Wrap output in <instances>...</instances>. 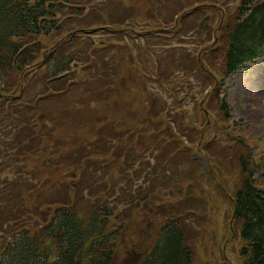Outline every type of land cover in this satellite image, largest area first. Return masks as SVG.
Here are the masks:
<instances>
[{
    "label": "trees",
    "instance_id": "obj_1",
    "mask_svg": "<svg viewBox=\"0 0 264 264\" xmlns=\"http://www.w3.org/2000/svg\"><path fill=\"white\" fill-rule=\"evenodd\" d=\"M255 1L252 6L243 1L239 22L229 30L228 50L223 53L229 74L262 51V43L253 44L264 40V0ZM72 3L81 13L80 3ZM61 10L71 8L60 6L58 0H0V109L10 95L18 96L11 93L12 87L28 78L38 59L42 62L44 57L48 67L40 76L44 83L40 92L34 97L23 95L21 109L9 112L0 125V264H115L126 248L128 254H135L129 257L134 256L137 264H192L180 217L186 207L175 199L183 195L193 201L190 198L197 196L192 182L185 190L178 184L185 181L184 168L192 167L193 146L201 149L208 143V119L204 116V129L198 130L199 113L197 117L172 115L174 110L166 102L146 87L141 90L132 84L123 85L128 90L116 97L110 93L103 98L105 92L93 85L84 88L83 101L64 95L66 108L77 110L73 116L87 111V119L70 133L54 121L50 128L45 120L32 116L36 103L55 101L57 97L48 95L65 90L67 86L58 89L52 84L68 83L64 77L75 62L74 53L58 52L57 47L48 53L40 39L61 29L56 19ZM128 98L141 99V104L135 103L142 111H135L134 124L120 115L119 102ZM216 98L229 121L226 98L220 94ZM183 134L196 145H188ZM225 139L239 145V139L229 133ZM220 146L207 154L213 163L205 175L209 181L216 180L224 175L223 162L230 159L239 170L240 161V183L229 189L245 242L240 254L243 264H264V189L255 178L258 167L251 152L229 157L228 145L222 148L225 154L216 157ZM186 171L197 181L193 170Z\"/></svg>",
    "mask_w": 264,
    "mask_h": 264
},
{
    "label": "rangeland",
    "instance_id": "obj_2",
    "mask_svg": "<svg viewBox=\"0 0 264 264\" xmlns=\"http://www.w3.org/2000/svg\"><path fill=\"white\" fill-rule=\"evenodd\" d=\"M98 1L99 0H93L91 3L97 4L99 3ZM128 1L129 2H127V4H125V1H121L123 5L117 6V12L116 8L114 7L112 14H110L109 21L115 22L117 20H122V25L124 27L134 28L136 32L147 28L148 25H150V28H154L159 25L160 21L164 22V26H176L175 23L177 22V19H180L181 14L194 7L195 3L201 0ZM243 1L244 0H202V3H208L211 5L214 4L216 8L218 4L219 7L225 6L228 7V9L232 8L231 10L235 9L239 3L240 13L242 11L241 6L243 5ZM206 12L211 13L213 18L218 15L220 16L219 12H216L217 15H214L211 10H206ZM126 13L127 16H125ZM160 13L163 17L162 20H159ZM229 13L230 10L228 11V14ZM201 16L202 15H197L192 17L189 20V23L191 22L190 27H196L198 24H200V22L203 20H200ZM58 23L64 30L62 34L54 37L53 34H51L48 37L52 38V40H50V45L59 43V46L62 49L63 42L65 44V49H68L71 45L74 44V46L71 48V52L75 53V57L78 58V64L74 63L71 65V69L73 72H70V77H74L75 80H83L87 78L90 83H95L98 78H100L98 82L99 84L103 85L108 83L109 80L107 79V76H104L102 78L100 73L105 71L109 74L108 69L110 68V62L113 60V57L111 56V52L113 51H110L108 49L106 51L97 52L95 51L94 47L88 48L89 41H87V39H83V32L80 30H75V28L72 27L76 24L61 21H59ZM218 23L219 18L214 24L217 25ZM210 24L207 22L204 24L203 35H200V33L196 32V30H194L190 34L191 38L194 39L193 41H187L188 44H190L191 50H195L192 45L200 42V40L202 39L206 40L208 38L211 40L218 37L217 35H213L212 33L210 34ZM141 27L145 28L142 29ZM95 32L97 33L98 37H93L92 39H90L92 41L103 40L104 38H106L105 36L108 35L104 30L102 32L96 30ZM74 35L79 38L69 40V37H72ZM45 40L48 39L45 38ZM145 41L146 38L139 39L137 41L125 39L124 43L126 46H123L121 50L122 52L127 53L128 58H124V63L128 64V66H126L125 68H121V71H134L132 73H128V77L125 78L127 79L126 84H121L119 92L127 91L128 86H126V88H123V85L136 82V78H138L139 75L143 74L142 70L140 71V73L138 72L139 67H143V61H141V59L139 58V53L137 50L140 48V46H146ZM94 45H96V43H94ZM49 49V53L51 51H57L54 47H50ZM96 58H99V62L95 67L91 68L90 70L84 69V66L87 65V63L93 62V60ZM154 59H157V57H154ZM148 60L150 61V59ZM163 62L164 67H167V65L171 64L170 60L163 59ZM147 65L153 72H155V74H157V71L155 69L158 67L153 70V64L148 63ZM262 66L263 64L257 66V68L250 75L240 78L235 82H231L230 90L228 91L229 102L232 108V123L236 124L237 126V123H239V140L248 141L249 147H252L254 149L253 153L257 160L264 159V90L260 88V86L264 85H259L258 83H256V77L258 76V73L262 72V70L264 69V67ZM36 67V69L40 71L39 73H41V67H39L38 64L36 65ZM43 71H46V69H44ZM34 75H38V73H35ZM36 79L38 81V78ZM181 81V78L176 80L175 86L173 83H169L167 81H165L163 84L165 85L167 90L171 89L170 94L172 95H174L175 93L174 87L177 88L179 86L183 91L179 96L180 99H183L180 104V111L192 112L194 109V105L189 100H186L188 97L186 96L185 92H187L188 88H183ZM38 82L33 83L35 88L34 91L36 92L40 91L41 89V84L40 82L38 84ZM145 82H147L150 86L154 85L151 81H149V79H145ZM62 84V82H59L55 84V86H61ZM75 93L78 96H81L80 89L75 88ZM68 94L73 95L72 92H69ZM95 94H98L97 91ZM105 97L107 96H103V98ZM130 99L131 98H128L127 100H122L119 102V107L122 108L120 115L127 119L129 124H134L133 119L137 114L135 113V111L138 109H141L142 111V106L140 105L139 107L135 103L141 104V99L138 98L137 100L131 101ZM167 101L169 105L173 106L172 103L174 99H170L168 97ZM16 105L17 104H13V106H11V104H6V109L11 111L12 108L16 107ZM52 107L60 111L61 109H65V104L54 103ZM211 108L212 115H216L218 117L219 115L216 114L217 106L215 105ZM54 112L56 113L55 115L57 117H61L63 119L61 121L63 123V126L66 128H72L74 119L83 121L87 119L86 114H83V112L78 113L74 116L72 114L69 115L67 110L64 114L57 113L55 110ZM167 112L168 109H166V111L164 110V114H166ZM208 119L211 121V126L207 131V136L209 137L210 134L212 135V137L219 136V134L224 135L223 131H220V129L212 130L214 126L213 122L216 118L211 117ZM239 143L242 144V142L240 141ZM219 148L222 151H216V157H219V153L225 154V151L222 149L223 146H220ZM236 150H239V157L247 153V148H243L240 145L239 148L234 149V151ZM227 153L228 151L226 152V154ZM228 154L229 157L232 156L231 153ZM194 155V159H196L200 164L196 163L197 165L193 166H199L200 171H204L207 167V159L204 156V152L198 151L196 152V154L194 153ZM222 167L225 168L226 171L230 174H236L238 172V169H236V163L231 162L230 159H228L227 162H223ZM241 176V163L239 161V183ZM256 177L260 180L261 185L264 187V168L258 169ZM182 178V175H180L179 179ZM188 179L189 175H185V181H183L184 185L187 184ZM232 181L233 177L231 175H226L225 177L221 178L220 182L222 186H228L232 183ZM197 183L198 184L195 189L197 192V196L194 198V202L188 203V205L191 206L187 207V209L191 208L193 211H195L199 208L200 212L199 215L191 212V217L189 216L185 219L187 227L186 242L190 244L194 250V264H243L244 258L241 256L240 251L245 242L241 240L240 233L238 236V230L239 232L241 230V221L239 220L238 224L237 221H234L232 219V206L230 199L224 192L220 191L218 187H215L216 184L214 183V181L202 179V182ZM180 199L181 196H178L175 200L180 201ZM215 203L217 204V206H214ZM121 244L124 246V243ZM128 252L129 250L127 248L123 249L122 254H119L115 264H136L135 257H129L130 255L135 254H128Z\"/></svg>",
    "mask_w": 264,
    "mask_h": 264
},
{
    "label": "bare ground",
    "instance_id": "obj_3",
    "mask_svg": "<svg viewBox=\"0 0 264 264\" xmlns=\"http://www.w3.org/2000/svg\"><path fill=\"white\" fill-rule=\"evenodd\" d=\"M256 3L255 0H247V6H252ZM260 81H258L257 83L259 84ZM261 89L264 90V86H261ZM258 90V89H257Z\"/></svg>",
    "mask_w": 264,
    "mask_h": 264
}]
</instances>
